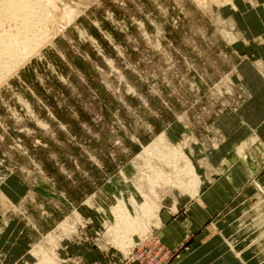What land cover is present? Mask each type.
I'll return each instance as SVG.
<instances>
[{"label": "rangeland", "instance_id": "374dc122", "mask_svg": "<svg viewBox=\"0 0 264 264\" xmlns=\"http://www.w3.org/2000/svg\"><path fill=\"white\" fill-rule=\"evenodd\" d=\"M41 4L47 41L0 85V264H140L131 252L158 237L165 206L198 194L195 163L222 141L215 120L244 100L237 65L253 46L236 17L251 3ZM183 157L195 195L164 182ZM251 202L239 232L255 233L264 264L263 186ZM122 207L135 222L118 219Z\"/></svg>", "mask_w": 264, "mask_h": 264}, {"label": "crops", "instance_id": "0c3cea01", "mask_svg": "<svg viewBox=\"0 0 264 264\" xmlns=\"http://www.w3.org/2000/svg\"><path fill=\"white\" fill-rule=\"evenodd\" d=\"M247 1L251 10L236 17L240 35L253 46L237 65L244 100L216 118L222 141L194 162L202 177L198 194L159 212L158 238L176 264H257L255 233L243 235L239 221L253 217L251 200L264 187V76L254 62L264 61V0ZM256 39L260 46L253 45ZM4 262L8 256L0 255Z\"/></svg>", "mask_w": 264, "mask_h": 264}, {"label": "bare ground", "instance_id": "6f19581e", "mask_svg": "<svg viewBox=\"0 0 264 264\" xmlns=\"http://www.w3.org/2000/svg\"><path fill=\"white\" fill-rule=\"evenodd\" d=\"M41 3L42 0H0V85L3 84L2 82L4 80L7 81V77H11V75L18 70L21 62L24 61L26 57L37 53V50H39L42 44L47 41L45 38L47 36L46 30L49 28L47 27V22L49 21V18H47V16L49 15H47L48 13L46 12V14L45 11H48L49 9H42ZM7 24L10 26V30L6 29L5 26H8ZM41 36H45V38ZM42 38H44V41ZM24 63H26V60L25 62H23V64ZM183 158L185 159L184 165L179 166L178 162H176L175 165L174 160L171 164L173 166V170L175 171V176L177 173L178 175H182V177L175 180L176 177L173 176L172 178H174V180L172 178H167L164 182L168 185L175 184L178 187L180 186L182 188H185L195 195L198 192L200 179L195 174V168L192 162L188 158ZM171 165L170 167H172ZM157 180L153 182H156ZM185 181H188V183ZM146 206L148 205L146 204ZM159 207L157 209H159ZM150 215L151 212L149 214V217H151ZM118 216V219H120V221H123L122 223H125L124 225L135 222L136 220L132 219L128 210L124 207H122L121 211H119ZM262 223L264 224V222ZM258 245L259 247L256 246L255 248L259 252L263 251L262 253H264V241L261 244L258 243ZM256 252L254 253L256 254ZM258 255L260 254L258 253ZM263 258L264 257H262L261 259ZM47 264L54 263L50 261L47 262Z\"/></svg>", "mask_w": 264, "mask_h": 264}, {"label": "built area", "instance_id": "2783aa9c", "mask_svg": "<svg viewBox=\"0 0 264 264\" xmlns=\"http://www.w3.org/2000/svg\"><path fill=\"white\" fill-rule=\"evenodd\" d=\"M144 241L138 244V248H134L131 257H129L130 259L134 258L140 264H172L170 255L163 250L157 236L150 238L147 242Z\"/></svg>", "mask_w": 264, "mask_h": 264}]
</instances>
